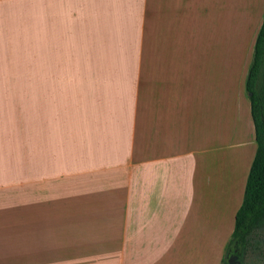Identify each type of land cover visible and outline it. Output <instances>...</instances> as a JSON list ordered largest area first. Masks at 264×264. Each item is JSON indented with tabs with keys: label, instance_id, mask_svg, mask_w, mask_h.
<instances>
[{
	"label": "crops",
	"instance_id": "obj_1",
	"mask_svg": "<svg viewBox=\"0 0 264 264\" xmlns=\"http://www.w3.org/2000/svg\"><path fill=\"white\" fill-rule=\"evenodd\" d=\"M263 17L264 0H0V264H219ZM140 71L73 143V85Z\"/></svg>",
	"mask_w": 264,
	"mask_h": 264
},
{
	"label": "trees",
	"instance_id": "obj_2",
	"mask_svg": "<svg viewBox=\"0 0 264 264\" xmlns=\"http://www.w3.org/2000/svg\"><path fill=\"white\" fill-rule=\"evenodd\" d=\"M244 90L249 101L256 149L242 200L234 215L233 230L219 264H246L247 251L258 244L256 236L264 233V17L255 37Z\"/></svg>",
	"mask_w": 264,
	"mask_h": 264
},
{
	"label": "rangeland",
	"instance_id": "obj_3",
	"mask_svg": "<svg viewBox=\"0 0 264 264\" xmlns=\"http://www.w3.org/2000/svg\"><path fill=\"white\" fill-rule=\"evenodd\" d=\"M110 62V61H106ZM115 62V61H113ZM129 62L141 63L145 62L144 57H136L135 60ZM104 75H119V79L111 78L104 82L85 85H73L72 89V112H73V143L79 141V134L82 128L85 129V135H89L88 129L97 122L96 117H99L101 112L106 110V104L103 103L105 96L103 90L108 87L120 88L121 91H126L128 87L133 86V78L137 77V86L142 88L144 73L140 72H127V73H103ZM140 80V81H139ZM133 81V82H132ZM105 87V88H104ZM126 96L125 93L121 94ZM123 152H116L115 157L120 158ZM95 153L89 152L90 159H95ZM258 244L247 251L244 261L246 264H258L264 261V233L261 232L256 236ZM231 264H235L231 262Z\"/></svg>",
	"mask_w": 264,
	"mask_h": 264
}]
</instances>
